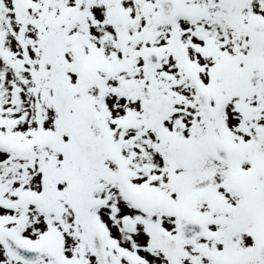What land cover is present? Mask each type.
Segmentation results:
<instances>
[{"label":"snow or ice","instance_id":"snow-or-ice-1","mask_svg":"<svg viewBox=\"0 0 264 264\" xmlns=\"http://www.w3.org/2000/svg\"><path fill=\"white\" fill-rule=\"evenodd\" d=\"M0 264H264V0H0Z\"/></svg>","mask_w":264,"mask_h":264}]
</instances>
